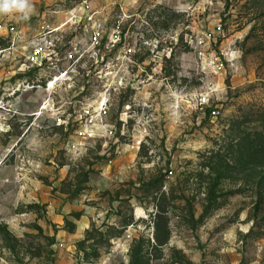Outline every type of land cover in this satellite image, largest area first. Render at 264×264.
I'll return each mask as SVG.
<instances>
[{"label":"rangeland","instance_id":"obj_1","mask_svg":"<svg viewBox=\"0 0 264 264\" xmlns=\"http://www.w3.org/2000/svg\"><path fill=\"white\" fill-rule=\"evenodd\" d=\"M90 1L106 31L116 26L114 0ZM29 2L27 19L12 14L26 38L41 24L62 22L73 6ZM127 9L132 16L120 28L129 27L138 65L125 89L115 71L97 78L88 56L70 79L47 87L21 70L25 42L5 50L9 41L0 32V99L10 111L0 119L2 129L8 124L0 130L7 155L0 166V264H264V146H250L264 133V0H131ZM194 92H208L209 104L192 102ZM105 95L114 137L97 130L80 151L67 152V142L79 139L74 125L59 119ZM213 107L215 116L207 113ZM126 153L135 155L133 174L100 194L103 221L78 238L71 233L76 211L47 212L41 195L69 201L98 166ZM35 165L48 172L34 177ZM17 172L27 174L24 183L38 179L50 189H21ZM5 220L17 221L21 235Z\"/></svg>","mask_w":264,"mask_h":264},{"label":"built area","instance_id":"obj_2","mask_svg":"<svg viewBox=\"0 0 264 264\" xmlns=\"http://www.w3.org/2000/svg\"><path fill=\"white\" fill-rule=\"evenodd\" d=\"M73 6L65 11V17L57 25L41 24L33 34L25 37V34L16 25L12 14H0L1 35L9 41L5 50L14 49V45L25 42L22 46L24 61L21 63L23 73L31 72L41 79H45L46 85L56 82L60 78L70 79L74 72V65L84 56H88L90 65L95 69L97 78L108 79L115 71L118 78V88L128 87L127 79L131 74L133 66H137L134 57L135 48L129 41V27L120 28L123 18H131L127 7L131 0H114L119 6V19L116 26L110 27L109 31L104 29L102 23V12L92 6L90 0H70ZM81 25L79 34L76 29ZM220 27H217L219 32ZM69 32V35H66ZM3 49L0 50V53ZM202 52H200L201 54ZM215 59V57H214ZM65 60V66L61 63ZM214 69L220 70L221 64L217 58L209 59ZM131 70V71H130ZM109 95V93L107 92ZM208 92H194L190 94V100L196 105H208ZM97 101L93 105H84L72 119L61 120L58 124L74 125V135L79 139L77 143L67 142V151L74 152L80 146L94 136L97 130L102 131L108 137H114L116 133L115 124L108 120L110 106L109 96ZM4 109L0 99V119H5L9 110ZM2 111V112H1ZM218 113L216 107L210 109L209 114L215 116ZM0 126L1 131H7V123ZM1 125V124H0ZM6 128V129H5ZM62 246V243H58Z\"/></svg>","mask_w":264,"mask_h":264},{"label":"crops","instance_id":"obj_3","mask_svg":"<svg viewBox=\"0 0 264 264\" xmlns=\"http://www.w3.org/2000/svg\"><path fill=\"white\" fill-rule=\"evenodd\" d=\"M74 139H76L74 137ZM70 142H72L70 140ZM81 149H76L74 151H80ZM69 153H73L72 151H67ZM5 148L0 147V166L1 164L5 161L7 158V155L5 156ZM4 157V158H3ZM135 155L134 153H126L121 154L120 156H116L110 160H108L105 164L100 165L97 167L99 169V174L94 177H86L87 179L84 180L83 183L79 184L77 192L73 194L71 198H69V201H65L64 199H60V197L56 198H48V197H43L41 195V201L48 203L46 206L47 212L50 213L52 209L61 207L63 211L68 207V211L74 210L77 212L76 216H74V221H71L73 224V230L72 234L74 233L75 235L80 236L82 233L88 229L90 225L93 224L94 221L96 222H101L105 218V215H102L104 210L103 206V201L101 197V193L109 191L112 192V189L118 188L120 186L119 184L126 178H130V174H133V162ZM3 159V160H2ZM38 163V162H37ZM38 166V167H37ZM33 168L31 171L33 176L36 177L34 174H42L45 171H47L46 168L44 167H39V165H35V168ZM132 168V169H131ZM30 169V168H29ZM28 170V169H27ZM48 172V171H47ZM17 178L21 179L20 180V187L21 189H25V187L29 189H50V186H46L45 184H41L40 182H27L24 183L22 181L23 178L26 177V173H21L17 172ZM6 180H9L6 177ZM53 185V184H52ZM117 186V187H116ZM76 189V186L75 188ZM43 193V192H41ZM64 196V195H63ZM43 197V198H42ZM64 198V197H63ZM86 200V201H85ZM93 200V202H89ZM62 202L63 205H62ZM87 202V203H86ZM91 203H93L91 205ZM66 210V212H68ZM93 218H96L95 220ZM53 220H57L58 218H52ZM8 220H5L6 224L8 225L9 230L14 234L15 236H20L21 233L23 232L22 227L19 225V223L16 221L15 223L12 222H7ZM56 222V221H55ZM59 226V225H57ZM126 232H129L128 230ZM78 238L76 240H78Z\"/></svg>","mask_w":264,"mask_h":264},{"label":"clouds","instance_id":"obj_4","mask_svg":"<svg viewBox=\"0 0 264 264\" xmlns=\"http://www.w3.org/2000/svg\"><path fill=\"white\" fill-rule=\"evenodd\" d=\"M33 10L29 0H0V14H19V18H28Z\"/></svg>","mask_w":264,"mask_h":264},{"label":"trees","instance_id":"obj_5","mask_svg":"<svg viewBox=\"0 0 264 264\" xmlns=\"http://www.w3.org/2000/svg\"><path fill=\"white\" fill-rule=\"evenodd\" d=\"M29 73H31V72H29ZM32 74V73H31ZM209 112H210V109H207V113L209 114ZM262 116H264V114L262 113V115H261V117ZM255 136H254V138L251 140V144H250V146H252V148L254 149V150H256V147H257V142H259V146H264V133H262V132H258V133H255L254 134ZM248 139H250V134L249 133H247V136H246ZM256 143V144H255ZM256 147H255V146ZM257 150L258 151H260L259 149H258V147H257Z\"/></svg>","mask_w":264,"mask_h":264},{"label":"bare ground","instance_id":"obj_6","mask_svg":"<svg viewBox=\"0 0 264 264\" xmlns=\"http://www.w3.org/2000/svg\"><path fill=\"white\" fill-rule=\"evenodd\" d=\"M51 84H53V83H51ZM51 84H50V85H51Z\"/></svg>","mask_w":264,"mask_h":264}]
</instances>
